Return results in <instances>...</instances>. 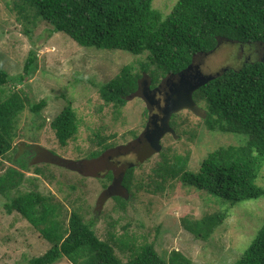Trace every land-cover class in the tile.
<instances>
[{"label":"rangeland","instance_id":"rangeland-1","mask_svg":"<svg viewBox=\"0 0 264 264\" xmlns=\"http://www.w3.org/2000/svg\"><path fill=\"white\" fill-rule=\"evenodd\" d=\"M175 2L152 0V7L164 16ZM20 3L21 0H0V68L10 78L21 74L28 52L35 49L34 72L23 82L8 86L23 90L35 102L45 98L47 105L38 115L28 109L20 114L19 135L7 156L12 161L7 158L0 161V175L9 166L18 167L13 160L19 158L27 160L29 167L22 170L24 178L18 187L10 194L0 195V264H27L31 257L43 254L50 247L20 214L15 211L7 214L3 208L15 194L29 190L63 200L68 212L80 208L84 219L93 222L92 227L101 239L114 236L117 243L153 242L166 260L176 251L187 264H232L264 220V195L227 207L218 197L170 177L162 188L154 189L151 176L163 154L188 153L186 168L197 171L209 152L220 146L237 145L242 136L209 131L203 122L205 108L198 103L203 109L201 114L188 108L173 113L169 119V126L170 122L175 124L171 128L173 132L161 137L158 151H147L144 131L149 110L142 85L148 84L149 76H142L137 91L128 98L120 114L105 104L97 91L98 84L110 80L126 64L138 71L139 62L146 56L79 46L63 32L48 36L49 26L31 11L21 9ZM262 50L257 44L240 46L221 41L215 50L196 56L191 67L214 78L225 68L240 67L248 56L247 61L263 59ZM68 101L81 122L77 138L61 146L50 122ZM96 135L105 137V144L111 145L90 158L91 152L101 150ZM53 155L71 160L72 165L57 164ZM36 165L44 169V176L33 173ZM127 168H133L134 187L131 192L126 190L123 197L119 196L124 198L123 204L112 197L116 192L113 181L123 177ZM108 172L113 175L112 181L106 178ZM255 183L264 187V167ZM71 185L75 188H70ZM206 216L218 217L207 238H197L185 229V221ZM115 251L125 260L119 249ZM54 264L71 263L62 257Z\"/></svg>","mask_w":264,"mask_h":264},{"label":"trees","instance_id":"trees-1","mask_svg":"<svg viewBox=\"0 0 264 264\" xmlns=\"http://www.w3.org/2000/svg\"><path fill=\"white\" fill-rule=\"evenodd\" d=\"M18 6L44 21L49 26L48 36L63 32L79 46L146 56L139 62L138 71L126 64L110 80L97 85L104 103L119 114L145 74L149 76L150 85L155 86L167 75H176L192 65L196 56L215 50L221 41L264 47V0H176L164 16L152 7V0H21ZM25 31L28 33L27 29ZM36 59V50L31 49L22 73L11 78L0 68V161L11 160L7 156L19 135L20 114L28 109L38 115L47 105L45 98L35 102L23 90L8 86L30 76L36 69ZM193 100L203 104V122L209 131L240 135L242 141L209 152L197 171L186 168L188 153L163 154L151 176L154 189L162 188L170 177L218 197L227 207L262 197L264 187L257 185L255 179L264 167L263 59L225 68L199 87L193 93ZM80 122L68 101L50 122L61 146L77 138ZM170 126L175 128L173 122ZM95 139L101 150L91 152L90 158L111 145L105 144L106 138L100 135ZM13 162L18 167L9 166L0 175L1 196L18 187L24 178L22 170L29 169L24 158ZM33 173L44 176V169L36 165ZM106 178L112 181L113 175L108 172ZM132 182L133 168H127L121 183L128 192L134 187ZM70 188L74 189L75 185ZM112 197L122 203L125 201L116 195ZM65 205L52 194L43 195L36 190L18 192L4 203L7 214L13 211L20 214L50 244L43 254L31 257L27 264H54L62 257L71 264H187L176 251L166 260L156 251L153 242L121 240L117 243L114 236L101 239L92 227L93 222L84 219L80 208L74 207L68 212ZM217 221L218 217L206 216L185 221L184 226L195 237L205 239ZM116 248L125 260L117 255ZM232 264H264V220Z\"/></svg>","mask_w":264,"mask_h":264},{"label":"water","instance_id":"water-1","mask_svg":"<svg viewBox=\"0 0 264 264\" xmlns=\"http://www.w3.org/2000/svg\"><path fill=\"white\" fill-rule=\"evenodd\" d=\"M264 62V59H263ZM192 65H188L185 69L181 70L176 74L178 80L172 84L169 89L168 94L164 98V105L162 109L161 125L157 130L146 131V146L147 151H158L160 149V139L166 132H173L169 126L170 116L180 109L188 108L197 114H201L203 109L197 106V103L193 100V93L201 86L206 84L208 81L213 79L211 75H204L200 71L195 73V80L190 81L185 77V73L190 70ZM147 105L150 104V100L145 96ZM54 160L57 164L65 163L67 166L72 165L71 160L63 159L59 156L53 155ZM122 176L117 181L114 180L113 183L116 185V192L112 193L117 196H124L126 188L122 185ZM118 188V190H117ZM113 189V188H112Z\"/></svg>","mask_w":264,"mask_h":264},{"label":"flooded vegetation","instance_id":"flooded-vegetation-1","mask_svg":"<svg viewBox=\"0 0 264 264\" xmlns=\"http://www.w3.org/2000/svg\"><path fill=\"white\" fill-rule=\"evenodd\" d=\"M263 47L262 44H259ZM250 56L247 57V59H249ZM260 57L264 59V47L262 52L260 53ZM247 59H245L244 61H247ZM195 60V59H194ZM193 67V65H192ZM190 68V70H188L185 73V77H187V79H189L190 81H194L195 80V72L199 69H193ZM200 71V70H199ZM201 72V71H200ZM178 80V77L174 74L172 75H167L164 80L161 81V83L155 85V86H151L150 83L148 82V84L144 83L142 85V92H143V96L144 94H147V97L150 100V104H148V115H147V125H145V131L144 133H146V131H154L157 130L160 125H161V117H162V109H163V105H164V98L166 97V95L169 92V89L171 87V85ZM118 154L121 155L120 151H118ZM117 163H120V160H117Z\"/></svg>","mask_w":264,"mask_h":264}]
</instances>
